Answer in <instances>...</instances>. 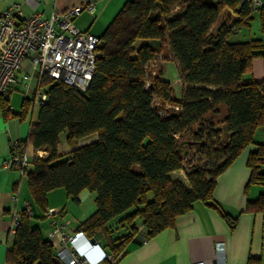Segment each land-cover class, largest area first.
I'll list each match as a JSON object with an SVG mask.
<instances>
[{"label": "trees", "instance_id": "trees-1", "mask_svg": "<svg viewBox=\"0 0 264 264\" xmlns=\"http://www.w3.org/2000/svg\"><path fill=\"white\" fill-rule=\"evenodd\" d=\"M214 1L213 6L202 0H130L97 37L95 71L85 91L45 78L47 100L33 121L28 99L13 113L0 98L4 116L21 122L31 117L22 149L45 152L34 158L25 178L42 219L50 191L64 189L75 203L82 191L93 194L95 210L77 230L102 239L114 261L135 234V221L153 236L173 228L176 217L196 202L220 211L213 199L217 177L255 144L256 130L264 127V82L243 80L253 58H264V46L256 39L230 41L255 13L264 35V6L252 10L250 0ZM223 10L234 16L227 24ZM161 51L177 64L179 97L161 70L144 85L143 67ZM64 132L69 147L95 140L75 146L61 160ZM186 151V156L200 151L210 160L182 168ZM246 164V188L264 186V144H255ZM181 169L183 176L173 178ZM246 211L264 212V194L249 201ZM33 218L34 213L21 214L8 264H57L51 239L33 226ZM229 225L233 228L235 220ZM121 227L124 233L116 236Z\"/></svg>", "mask_w": 264, "mask_h": 264}, {"label": "crops", "instance_id": "crops-1", "mask_svg": "<svg viewBox=\"0 0 264 264\" xmlns=\"http://www.w3.org/2000/svg\"><path fill=\"white\" fill-rule=\"evenodd\" d=\"M81 2L82 0H0V15L12 4H18L23 16L28 17L34 13L48 16L52 10L64 11L81 4ZM126 2L128 1L95 0L94 12L92 14L86 11L82 12L73 20V25L79 31L99 37L118 13L112 17L113 12L118 8L121 9ZM260 3L264 6V0H260ZM83 13L88 16L87 24L76 25V20ZM95 22L105 24L99 36L96 35L97 31L93 30ZM233 39L239 40L236 42L256 39L260 40L264 46V35L260 32L258 13L253 15L249 26L237 31L230 41ZM172 62L177 69L176 62ZM28 70H30V66L25 64L19 77ZM162 76L161 72V78ZM243 80L245 82H264L263 57L253 58L251 71L243 76ZM177 87L180 92L177 96L174 94L175 97H179L182 90L180 83ZM11 112L13 111L11 110ZM29 129L30 124L27 126L20 123L18 118L10 114L4 116L0 111V264H8L7 252L11 242L8 241L7 234L13 211L19 210L24 201H29L32 205L24 176L15 170L3 169L2 163L9 157L11 142L25 141ZM94 140L95 137L83 140L81 145ZM254 143L264 144V127L256 130ZM255 144L247 146L217 177L213 199L219 205L220 211L196 202L191 210L176 217L173 228L164 229L153 236H147L140 225L136 226L135 234L125 244L122 253L113 264H214L215 243L218 241L225 243L226 264H264V212L246 211L249 201L253 202L261 194H264V186L250 185L246 188L250 176V169L246 164L247 158L249 153L255 149ZM61 145L60 142L59 152L62 155L68 154L74 148V146L71 148L65 143V150L61 151ZM30 149L34 157L45 156L44 151H34L31 146L27 147V154L30 153ZM87 193V191H82L79 194L78 204L87 197ZM13 195L18 197L16 205L12 200ZM62 203L48 200L47 206L48 209L65 210V215L57 217L59 219L57 224L61 226L67 224L66 232L76 230L89 215H83L79 224L71 227L70 221L67 219L66 206ZM233 220H235V225L231 228L229 221ZM46 221L49 225L52 220L46 219ZM48 231L49 228L46 230L47 234ZM53 238L59 242L57 236ZM100 243L102 246L104 245L102 239H100ZM104 249L109 253L107 248L104 247Z\"/></svg>", "mask_w": 264, "mask_h": 264}, {"label": "built area", "instance_id": "built-area-1", "mask_svg": "<svg viewBox=\"0 0 264 264\" xmlns=\"http://www.w3.org/2000/svg\"><path fill=\"white\" fill-rule=\"evenodd\" d=\"M252 10H257L260 0H250ZM95 0H82L81 4L64 11L52 10L48 16L34 13L24 17L18 4L10 5L0 15V98L7 102V111L11 112L8 103L11 93L21 90L23 99H28L32 109V121L38 109L46 102L47 94L42 81L48 78L61 82L80 91H85L95 71L96 47L99 39L87 32L77 30L73 20L82 12L92 14ZM161 51L143 67L145 87L157 75L160 68L172 55ZM25 64L30 70L23 71ZM181 84V82H180ZM168 107V106H167ZM179 108H174L177 111ZM159 115H165L158 111ZM209 162L200 151H194L185 157L182 168L194 164L198 160ZM28 167L27 148L22 149L20 141L10 144L9 157L3 161L2 168L15 170L24 176ZM183 174V169L179 171ZM17 204V195L12 196ZM24 213L32 216L29 201H24L19 210H14L8 229L7 239L12 242L16 228L20 224V216ZM65 210L48 209L44 213L49 223L48 238L57 236L60 247L54 250L55 259L60 264H113L114 259L108 253L100 239L89 237L82 230L65 231L67 224L58 225L57 217L65 215ZM214 264H226L225 243H215Z\"/></svg>", "mask_w": 264, "mask_h": 264}, {"label": "rangeland", "instance_id": "rangeland-1", "mask_svg": "<svg viewBox=\"0 0 264 264\" xmlns=\"http://www.w3.org/2000/svg\"><path fill=\"white\" fill-rule=\"evenodd\" d=\"M126 1H129V0H126ZM0 6H1V3H0ZM119 9L120 8H118V10ZM118 10L113 12L112 17H113V15H115L118 12ZM87 17H88L87 14L83 13V15H81L76 20V25L87 24L86 23L88 20ZM93 25H94L93 30L97 31L96 35L99 36V34L103 31L105 24L103 25L102 23L95 22ZM236 41H239V40L233 39L231 42H236ZM140 43H141L140 41L137 42L136 46H138ZM160 70L163 73L162 79L167 80L171 83V85L173 86L174 94H175V96H177L178 93L180 92V89L177 87L178 84L180 83V79H178V76H176L178 74V70L176 69L172 60L168 59L165 62V64L160 68ZM22 100H23V94H22L21 90H19V91L16 90V91H13L11 93V98H10V101L8 103V106L11 108L13 113H19L20 112V109H21L20 106H21ZM30 119H31V117L28 116L24 121H22V122L19 121V122L29 126L30 121H31ZM261 130H260V132H261ZM65 136H66V132H64L60 135V142L62 144L61 145V151H63V149L65 150V148H64L65 147L64 146ZM84 142H87V141H84ZM81 144H83L82 141H80L79 143H76L74 145V147L77 145H81ZM28 148H29V146H28ZM66 155L67 154L63 155L61 157V160H65ZM27 156H28V167L26 169V175L24 176V179L27 177V174H29L32 171L33 164H34V158H35L32 150L30 151L29 154H27ZM181 176H183V174L179 173L178 176L174 175L173 178H179ZM86 196L87 197L82 201V203L78 204V203L71 201L70 199H66V194H65L64 189H56V190L50 191L47 194L46 201L51 200V201L63 202L62 205H65L66 209H67V219L70 221V224H71L70 226L75 227L79 224V220L83 217V215H86V216L90 215L95 210V204H94V198H93L94 195L87 193ZM31 201H32L31 207H32V210L34 213V218L32 219L33 226L40 227L43 236H45L46 230H47V228H49L48 222L46 221V218L42 219L43 218L42 212L35 206V203L33 202L32 199H31ZM20 208H21V205H20ZM131 211L132 210H129L126 213L114 218L111 222H116L120 218L129 214ZM139 225H140L139 221H135L131 224V226H139ZM115 226L112 224V228H114ZM123 228L124 227H121L119 230L116 231V232H118L116 234V236H120L124 233L125 230ZM51 241L53 243L54 250H58V248L60 247V243L58 242V240L56 238H53Z\"/></svg>", "mask_w": 264, "mask_h": 264}, {"label": "water", "instance_id": "water-1", "mask_svg": "<svg viewBox=\"0 0 264 264\" xmlns=\"http://www.w3.org/2000/svg\"><path fill=\"white\" fill-rule=\"evenodd\" d=\"M202 2L206 5H213V6L217 4V2L214 0H202ZM221 16L225 24L229 23L230 21L234 19V16H232V14L228 10H223ZM186 155H187V151L184 152V156ZM55 261L57 264H60L56 259Z\"/></svg>", "mask_w": 264, "mask_h": 264}]
</instances>
